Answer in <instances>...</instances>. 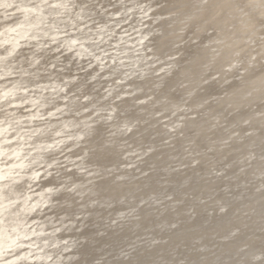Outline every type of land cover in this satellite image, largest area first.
Segmentation results:
<instances>
[{"label":"water","instance_id":"water-1","mask_svg":"<svg viewBox=\"0 0 264 264\" xmlns=\"http://www.w3.org/2000/svg\"><path fill=\"white\" fill-rule=\"evenodd\" d=\"M154 6L165 16L145 20ZM87 7L77 31L58 37L91 26L84 42L94 51L46 107L65 106L31 124L42 131L69 120L25 159L39 153L41 163L23 170L56 160L21 195L44 182L52 189L25 217L33 234L3 247L0 264H264V165L254 172L260 157L246 144L264 135V71L254 78L264 68V0ZM243 19L258 24L250 31Z\"/></svg>","mask_w":264,"mask_h":264},{"label":"bare ground","instance_id":"bare-ground-1","mask_svg":"<svg viewBox=\"0 0 264 264\" xmlns=\"http://www.w3.org/2000/svg\"><path fill=\"white\" fill-rule=\"evenodd\" d=\"M28 1L30 0H18L17 3L19 6L7 9L14 4V1L0 0V7H3V9L0 10V78L6 77L0 80V163L2 159L5 161L7 159L6 162L0 165V252L3 247L15 242L19 236L33 234V232L29 231L30 229L23 225L25 217L39 202L47 199L46 194L52 189V184L44 182L36 184V186L39 187L32 193H24L21 195V190L22 192L26 190L27 185H30L33 181L32 178L39 177L40 172L44 171L47 166H50L56 160L53 159L48 161L44 167L39 169L32 167L29 170H23L28 167L27 165L30 162L38 165L41 163L39 162V158L41 157L39 153H35L29 160H25L26 157L30 156V153L34 150L41 147V144L45 141L44 137L47 135L56 136L63 132L64 126L69 125V120H62V123L55 125L51 130L45 128L42 131L40 130L43 124L38 126H32L31 124L35 122V118L39 117V115L49 114L65 106V102H61L54 107H46L49 105V102L53 100L54 96H58V88L61 86L65 89L67 84L76 78L74 72L84 67V65H82V57L89 54L88 51H94L91 47L92 45L85 44L84 42L90 39L92 36L91 34H93L87 33V29L91 26L86 29H81L74 34H68L66 37H58L60 32L68 33L77 31L79 28V26H77V20L87 15L85 12H88V0L78 1L75 10L70 8L75 3V0L70 3H67L70 0H36L37 2L30 4H28ZM126 2L129 1L126 0ZM66 4H69V6ZM215 7L214 14H216L214 16H217L218 9L222 10V7L218 5ZM9 11H19L22 13L19 14V18H16L14 22H10L9 20L3 22L5 21L4 19L12 16L7 15ZM118 11L117 9L112 13H117ZM158 15L162 16V14ZM163 15L165 14L163 13ZM51 16H53V18L50 20L49 26H47L45 24L47 21L46 18H50ZM148 16L150 15L148 14ZM156 17H154V20ZM249 17H251V15ZM150 19L152 20L153 18L151 17ZM249 19L251 20V18ZM250 20L243 19L244 24L242 25H244V27L250 25L249 30L251 31L252 25L255 29L258 23L256 24L255 21V23L251 25ZM101 22L102 21H100V23ZM79 25L81 26L84 24L81 23ZM130 26L132 25L130 24ZM134 26L132 27L134 28ZM136 26H138L137 28L141 27L139 25ZM100 32L101 31H98L97 33L101 35L102 33ZM261 33L260 31L259 34ZM78 41L80 42L76 45ZM46 45H51L50 49L46 48ZM49 50L57 52L48 55L47 51ZM62 53H65V55L60 57ZM46 54L47 59L39 61V58ZM73 59L75 60L73 61ZM54 66H56V68L53 69ZM64 68L68 70L71 69L70 71L72 73L60 74V70ZM45 70L49 72L42 75V71ZM263 71L264 68L261 69L260 73L258 72L259 76H261ZM11 74L18 75L14 78H8ZM91 76L93 75L91 74ZM259 76L254 78L262 79L263 76ZM41 77L43 78L39 79ZM246 88V85L240 88L238 93H243ZM61 97L67 99L68 95L63 94ZM251 98L253 99L255 97ZM26 129L29 130L28 134L24 132ZM77 134L82 135V131H78ZM262 134L263 133L256 134L253 136L255 138H250L251 140L246 142L247 145L252 146V149H254L260 157L258 163L254 166V172L256 174L260 173L262 165H264V135ZM9 141H11V143H8ZM162 141L163 140L159 142ZM49 142H54V140H50L46 143L50 144ZM204 142L202 136L196 141V144L200 145ZM222 156H224V154H222ZM9 157H11V159H9ZM6 167L7 170H3ZM20 172L24 173L15 176L16 173ZM48 173L49 170L44 175ZM3 179L6 180L2 182L1 180ZM19 182H23L24 186L19 187ZM147 193L152 192L149 191ZM144 195L147 196L149 194ZM33 220L35 221V219ZM33 220H31L30 223H32ZM145 220H147V222L156 221L151 219L150 216L145 218ZM42 224L45 225V223ZM225 228L226 227L222 228V230ZM42 230L43 228L40 227L39 231ZM229 247L230 246H227V248Z\"/></svg>","mask_w":264,"mask_h":264},{"label":"rangeland","instance_id":"rangeland-1","mask_svg":"<svg viewBox=\"0 0 264 264\" xmlns=\"http://www.w3.org/2000/svg\"><path fill=\"white\" fill-rule=\"evenodd\" d=\"M121 1H125V4H128V3L130 2V0H127V1H129V2H126V0H121ZM115 3H117V1L114 2V3H112L111 6H114ZM144 4H145V2H144ZM154 8H155V6H154L153 8H151V12H149V15H150L153 19L151 20V19H150L151 17L147 15V17L144 18L145 20L149 19L148 21H150V20H151V21H154V17L159 16L158 14H160V13L156 14V13H157L156 11H157L158 9L155 8V10H154ZM152 9H153V13H152ZM155 12H156V13H155ZM163 13L165 14V12H163ZM163 13H161L162 16H165V15H163ZM151 14H152V15H151ZM161 14H160V15H161ZM155 15H156V16H155ZM151 21H150V22H151ZM145 23H146V21H145ZM145 23H144V24H145ZM130 24H131L132 26L135 25V24L133 25V23H130V22H129L128 25L130 26ZM152 25H153V28H154V26H155L156 24H152ZM132 26H130V27H132ZM135 27H136V28H135ZM137 27H138V26H136V25L134 26L135 29H137ZM134 28H132V29L134 30ZM155 28H157V25H156ZM155 28H154V29H155ZM108 46H109V45H108ZM111 50H112V49H111ZM110 83H111V82H110ZM160 141H161V140H160ZM158 142H159V141H157L156 144H161L163 141H162V142H159V143H158Z\"/></svg>","mask_w":264,"mask_h":264}]
</instances>
